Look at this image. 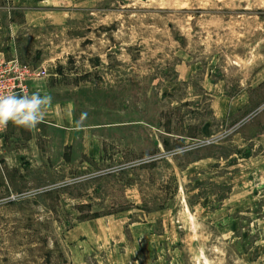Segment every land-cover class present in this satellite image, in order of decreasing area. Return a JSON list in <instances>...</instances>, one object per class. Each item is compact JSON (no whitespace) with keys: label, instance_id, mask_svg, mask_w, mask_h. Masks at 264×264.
Wrapping results in <instances>:
<instances>
[{"label":"rangeland","instance_id":"rangeland-1","mask_svg":"<svg viewBox=\"0 0 264 264\" xmlns=\"http://www.w3.org/2000/svg\"><path fill=\"white\" fill-rule=\"evenodd\" d=\"M0 54L74 119L2 131L0 264H264V0H0Z\"/></svg>","mask_w":264,"mask_h":264},{"label":"clouds","instance_id":"clouds-1","mask_svg":"<svg viewBox=\"0 0 264 264\" xmlns=\"http://www.w3.org/2000/svg\"><path fill=\"white\" fill-rule=\"evenodd\" d=\"M50 103L51 97L41 96L39 92L0 93V131L5 130L9 122L27 129L35 128L44 121Z\"/></svg>","mask_w":264,"mask_h":264},{"label":"built area","instance_id":"built-area-1","mask_svg":"<svg viewBox=\"0 0 264 264\" xmlns=\"http://www.w3.org/2000/svg\"><path fill=\"white\" fill-rule=\"evenodd\" d=\"M42 72L34 71L32 66L21 63L17 58L7 59L0 54V93L29 94V79L34 75L42 76Z\"/></svg>","mask_w":264,"mask_h":264},{"label":"crops","instance_id":"crops-1","mask_svg":"<svg viewBox=\"0 0 264 264\" xmlns=\"http://www.w3.org/2000/svg\"><path fill=\"white\" fill-rule=\"evenodd\" d=\"M41 87V84H39L38 82H34V81H31L30 82V94H32L33 92H38L41 90L39 89ZM41 96H46V93H43L41 94ZM59 107H63V109H65V113L64 114H61L59 112H56L57 108ZM71 109L72 107L70 108L69 107V104L68 103H63V104H50L48 107H47V110H46V115H45V119L48 123L50 124H53V125H63V124H66L67 126H73L74 125V119H73V115L71 113ZM74 130L75 127H73ZM70 140H67L66 143H69ZM84 142H86L84 140ZM84 144H87V143H84Z\"/></svg>","mask_w":264,"mask_h":264},{"label":"trees","instance_id":"trees-1","mask_svg":"<svg viewBox=\"0 0 264 264\" xmlns=\"http://www.w3.org/2000/svg\"><path fill=\"white\" fill-rule=\"evenodd\" d=\"M44 242H47V241H44ZM44 247H46V244H44ZM37 262V261H36Z\"/></svg>","mask_w":264,"mask_h":264}]
</instances>
